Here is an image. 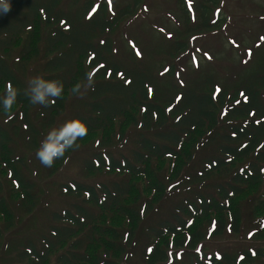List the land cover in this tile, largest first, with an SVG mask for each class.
<instances>
[{"label": "trees", "instance_id": "1", "mask_svg": "<svg viewBox=\"0 0 264 264\" xmlns=\"http://www.w3.org/2000/svg\"><path fill=\"white\" fill-rule=\"evenodd\" d=\"M142 3L11 0L0 15V98L8 86L18 91L10 111L0 108V264H264V215H256L264 210V55L248 74L223 79L228 85L201 71L173 86L187 38L222 26L217 0H200L194 22L183 7L158 72L133 53L115 56V35ZM38 75L64 85L46 107L24 95ZM72 100L81 106L72 120L88 131L48 177L96 145L81 176L54 184L65 205L38 226L50 189L31 155ZM247 213L258 242L203 250L209 238L244 233Z\"/></svg>", "mask_w": 264, "mask_h": 264}, {"label": "rangeland", "instance_id": "2", "mask_svg": "<svg viewBox=\"0 0 264 264\" xmlns=\"http://www.w3.org/2000/svg\"><path fill=\"white\" fill-rule=\"evenodd\" d=\"M107 1L111 6H115L131 0ZM198 2L199 0H143L136 16L126 22L115 35L116 58L128 60L133 53L135 57L148 61L154 71L158 72L159 63L163 59L162 53L167 51L170 42L176 38V34L185 22L183 7L187 4L192 8V14L195 16L194 9ZM215 10L224 18L222 26L201 35L192 34L187 38L190 51L178 58L177 74L174 82L172 79L170 81L173 86L181 87L201 71L213 75L220 85L224 83L228 85L223 79L232 81L235 77L248 74L264 55V0H217ZM77 107L78 109L81 107L80 103L72 100L67 113L56 128L72 120ZM95 145L94 142L89 143L86 148L73 154L66 168L61 169L55 179L48 177L47 167L39 162L35 154L31 155L35 167L40 172L36 177L42 179L45 189H50L49 193L45 191L46 196L42 201V206L45 208L39 215L42 219L37 220L38 226L47 220L48 211L65 205L54 184L81 176L82 157L86 152L94 149ZM50 181L53 184H50ZM256 192H258L257 188L248 190L242 200L250 198ZM256 215H264V210H258ZM246 216L248 219L244 233L235 235L227 231L219 239L209 238L204 242L203 250L216 252L242 249L258 242L253 239L254 236L248 234L256 221H253L251 214L247 213ZM116 219L113 218L110 222L117 225L125 221L118 217ZM139 258L137 255L136 259Z\"/></svg>", "mask_w": 264, "mask_h": 264}, {"label": "clouds", "instance_id": "3", "mask_svg": "<svg viewBox=\"0 0 264 264\" xmlns=\"http://www.w3.org/2000/svg\"><path fill=\"white\" fill-rule=\"evenodd\" d=\"M11 10V0H0V15H4ZM92 83L91 77L87 78L86 84ZM85 84L78 83L72 88V93L81 94V88ZM64 92V85L59 80L46 79L42 76L33 77L24 90V95L33 105L48 106L54 98H60ZM18 91L16 88L8 86L4 97L0 98V108L10 111L16 103ZM88 131L87 124L79 119L65 122L59 128L50 130L40 143L36 152L39 162L45 167H52L57 160L65 156V153L78 147L77 140L82 138Z\"/></svg>", "mask_w": 264, "mask_h": 264}]
</instances>
